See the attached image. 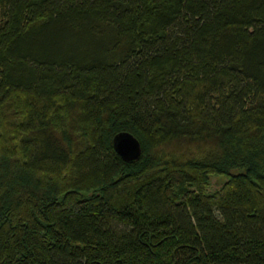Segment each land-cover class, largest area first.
Listing matches in <instances>:
<instances>
[{"label":"trees","instance_id":"16d2710c","mask_svg":"<svg viewBox=\"0 0 264 264\" xmlns=\"http://www.w3.org/2000/svg\"><path fill=\"white\" fill-rule=\"evenodd\" d=\"M0 264H264V0H0Z\"/></svg>","mask_w":264,"mask_h":264},{"label":"water","instance_id":"95a60500","mask_svg":"<svg viewBox=\"0 0 264 264\" xmlns=\"http://www.w3.org/2000/svg\"><path fill=\"white\" fill-rule=\"evenodd\" d=\"M113 148L115 152L127 163L139 160L142 148L139 140L128 132H121L114 136Z\"/></svg>","mask_w":264,"mask_h":264},{"label":"rangeland","instance_id":"374dc122","mask_svg":"<svg viewBox=\"0 0 264 264\" xmlns=\"http://www.w3.org/2000/svg\"><path fill=\"white\" fill-rule=\"evenodd\" d=\"M223 180H225L224 177L211 176L209 180L210 185L207 187V191L212 192L218 190Z\"/></svg>","mask_w":264,"mask_h":264}]
</instances>
